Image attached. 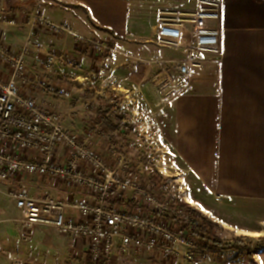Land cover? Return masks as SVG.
Listing matches in <instances>:
<instances>
[{
    "label": "crops",
    "instance_id": "1",
    "mask_svg": "<svg viewBox=\"0 0 264 264\" xmlns=\"http://www.w3.org/2000/svg\"><path fill=\"white\" fill-rule=\"evenodd\" d=\"M3 1L16 9L11 10V15L17 19V25L0 24V43L13 53L22 50L28 37L40 45H33L27 56L32 80L41 76L65 83L57 79V68H42L46 53L59 47L50 41V30L31 20L32 15L40 13L52 23L68 26L74 36L67 43L83 52L89 50L82 49L81 39L109 40L114 48L109 59L111 75L116 77L118 88L129 95L135 93L136 85L147 95L152 71L158 75L165 66L177 64L186 55L183 47L165 49L156 45L160 17L176 13L189 19L199 9L198 0H72L68 9L61 12L43 0H0ZM218 1L222 58L214 61L211 55L202 54V66L183 79L179 91L167 97L157 90L159 140L165 144V159L169 154L175 161L176 175L188 182L190 203H196L200 212L214 213L217 222L236 234H257V238H262L264 0ZM57 13L66 17L59 19ZM187 25L191 27L189 22ZM90 60L81 58L83 66ZM10 77L9 66L0 61V79ZM20 91L35 98L45 109L55 104L63 124L80 136L102 123L93 125L80 120V116L86 115L83 106L53 103L34 83L21 82ZM96 138L95 148L105 153L106 136ZM66 157V150L59 148L56 160L64 163ZM80 167L89 173L87 164L81 163ZM21 184L39 201L47 197L67 201L84 193L67 191L50 177L37 175ZM13 188L14 184L0 181V264H77L85 257L87 240L82 237L61 234L46 226L24 227L21 212L10 195ZM65 213L79 218L74 209L67 208ZM148 257L140 258L139 264H152ZM194 264H264V247L253 251L252 256L244 251L203 255Z\"/></svg>",
    "mask_w": 264,
    "mask_h": 264
},
{
    "label": "built area",
    "instance_id": "2",
    "mask_svg": "<svg viewBox=\"0 0 264 264\" xmlns=\"http://www.w3.org/2000/svg\"><path fill=\"white\" fill-rule=\"evenodd\" d=\"M198 3L199 9L189 19L176 13L160 17L159 44L186 49L180 62L165 66L156 77L159 90L165 91L167 97L179 91L183 79L202 66V54L211 55L214 61L222 58L220 2L198 0ZM31 20L48 30H66L40 13L32 15ZM3 23L15 26L17 19L0 7V24ZM80 43L82 49L98 54L103 60H109L114 50L110 41L81 39ZM33 45L40 47L28 37L22 50L13 53L0 43V61L11 70L8 80L0 79V181L14 184L10 195L21 212L23 226H46L61 234L86 239V255L77 264H139L143 256L157 258L163 264H194L203 255L223 252L225 241L210 234L204 217L192 205L175 197H162L159 194L162 179L153 172L143 177L142 171L133 166L137 154L125 146L121 137L106 136V152L99 151L94 140L102 131V123L80 136L63 124L55 104L45 109L35 98L21 93L20 83L24 82L34 83L52 99L71 98L65 83L48 77L30 78L27 56ZM79 64V56L50 51L42 68L49 71L76 68ZM61 147L67 153L64 163L55 158ZM162 159L165 161L164 156ZM81 163L88 165L89 173L80 167ZM34 175L50 177L67 191L84 193L67 201L53 197L36 200L21 184ZM67 208L76 210L79 218L66 216Z\"/></svg>",
    "mask_w": 264,
    "mask_h": 264
},
{
    "label": "rangeland",
    "instance_id": "3",
    "mask_svg": "<svg viewBox=\"0 0 264 264\" xmlns=\"http://www.w3.org/2000/svg\"><path fill=\"white\" fill-rule=\"evenodd\" d=\"M38 1L40 2L41 0ZM71 1L43 0V3L51 6L56 12H61L68 9L70 3H72ZM0 7L10 12L11 10H16L13 7L6 6L4 1L0 2ZM55 15L59 19L66 17L63 13ZM183 18L186 19V17ZM62 26L66 30H50V41L54 47H59L51 50V52L66 51L71 55L79 56L80 64L76 68L61 67L54 70L58 75L57 79L67 83L69 86L71 98L60 102L58 99L51 98L53 103L73 106L81 105L86 109V115L80 116V120L93 122V125L102 122L103 129L101 132L103 133H98L96 140H100L102 134L105 136L117 134L121 137L125 146L128 149L131 148L137 154V158L133 159L132 164L136 169L142 171V176L147 177V173L153 172L156 178L162 179L163 185L161 184L162 186L159 189V194L162 197H175L181 203L192 205L195 211L204 217L205 224L210 229V234L217 239L225 241V252L237 253L238 250L256 251L263 248L264 236L257 238V234H236L221 222H217L218 218L214 213L200 212L196 203L188 202L191 200V190L187 186L186 178L176 175L175 161L169 154L165 161L162 159L165 144L159 140V130L156 123L160 105L157 90L161 91L156 84L157 75L152 71L148 80L149 84L147 83L146 85L147 95L142 94L139 85L134 86V90L137 92L135 91L134 94L129 95L118 88L116 77L111 75L110 72L109 60H103L94 52H83V50L81 51L67 43L69 37L74 35L68 26ZM91 40L100 43L109 41ZM156 45L165 49L170 48V46L160 45L158 37ZM82 57L91 59L87 66H83ZM78 76H86L87 79L78 78ZM163 92L165 93V91ZM122 121H126V123L121 124L120 122ZM104 145L107 147L106 140ZM148 260L152 264H163L161 260L154 257H148Z\"/></svg>",
    "mask_w": 264,
    "mask_h": 264
},
{
    "label": "trees",
    "instance_id": "4",
    "mask_svg": "<svg viewBox=\"0 0 264 264\" xmlns=\"http://www.w3.org/2000/svg\"><path fill=\"white\" fill-rule=\"evenodd\" d=\"M182 207H185L183 204H182ZM207 223V222H206ZM244 252H246V254L248 255V256H252V252L253 251H247V250H245Z\"/></svg>",
    "mask_w": 264,
    "mask_h": 264
},
{
    "label": "bare ground",
    "instance_id": "5",
    "mask_svg": "<svg viewBox=\"0 0 264 264\" xmlns=\"http://www.w3.org/2000/svg\"><path fill=\"white\" fill-rule=\"evenodd\" d=\"M189 202V201H188Z\"/></svg>",
    "mask_w": 264,
    "mask_h": 264
}]
</instances>
